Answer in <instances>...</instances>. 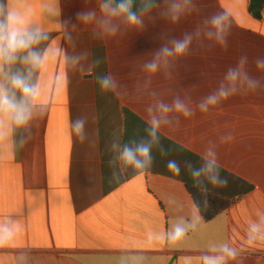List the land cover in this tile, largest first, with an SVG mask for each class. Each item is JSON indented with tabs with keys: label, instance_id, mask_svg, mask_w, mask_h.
I'll use <instances>...</instances> for the list:
<instances>
[{
	"label": "crops",
	"instance_id": "1",
	"mask_svg": "<svg viewBox=\"0 0 264 264\" xmlns=\"http://www.w3.org/2000/svg\"><path fill=\"white\" fill-rule=\"evenodd\" d=\"M103 5L0 0V19L45 37L39 65L0 67V84L20 70L37 91L27 124L0 114V264H264V17L249 0H161L133 25ZM125 109L254 189L206 221L183 181L127 176Z\"/></svg>",
	"mask_w": 264,
	"mask_h": 264
},
{
	"label": "trees",
	"instance_id": "2",
	"mask_svg": "<svg viewBox=\"0 0 264 264\" xmlns=\"http://www.w3.org/2000/svg\"><path fill=\"white\" fill-rule=\"evenodd\" d=\"M105 1L113 8L121 2V0ZM160 1L132 0L131 10L138 15L151 10ZM248 11L256 19H262L264 0H249ZM123 117H125V129L121 142L122 154L125 148L135 152L140 146L147 145L150 147L151 155V164L145 163L140 168L123 160L127 176H134L148 170L183 181L206 221L212 220L254 189V185L247 180L165 137L133 111L125 109ZM136 154L137 158L143 162L144 157L138 152ZM170 161L178 166V172L169 168ZM223 180H226L227 184L220 183Z\"/></svg>",
	"mask_w": 264,
	"mask_h": 264
},
{
	"label": "clouds",
	"instance_id": "3",
	"mask_svg": "<svg viewBox=\"0 0 264 264\" xmlns=\"http://www.w3.org/2000/svg\"><path fill=\"white\" fill-rule=\"evenodd\" d=\"M132 0H121L116 8L109 9L107 5L102 6V10L109 15L116 16L123 14L126 16L127 21L133 25H141L143 21L131 10ZM173 12H178L177 5L172 4ZM80 15L87 18L92 15L91 13H81ZM173 20L178 19V15L172 16ZM226 19V14L220 13L212 18V23L223 28L222 21ZM22 21L16 16L15 13H8L4 19H0V67L3 64H13L17 60L22 61L25 64H31L37 66L41 63V56L38 51L32 50V46L38 43L45 37L38 31H29L22 28ZM115 31V29H113ZM190 41L189 37H185L184 40H174V50L177 54H183ZM27 50V55L19 56L18 53ZM162 52H171V49L164 47ZM147 68L155 70L157 65L154 62L148 63ZM8 85L0 84V114H7L9 118L17 126L25 125L32 117L29 101L33 99L36 94V86L29 82L28 76L20 70L13 71L8 74ZM111 80V77H105L102 81V87H106ZM16 91L21 94L18 98ZM83 122L77 120L74 127L79 131L82 128ZM21 144L25 143L23 139ZM139 153L144 157L142 162L137 158ZM122 158L125 163L134 164L136 167H143L145 163L151 164L150 147L147 145L140 146L135 152L131 149L125 148ZM169 168L179 171L177 165L174 162H169ZM222 184H227L226 180L220 181ZM11 229L7 225H0V242L7 240L11 237ZM184 235V229L179 225L176 226L175 231L171 234V239L176 240Z\"/></svg>",
	"mask_w": 264,
	"mask_h": 264
}]
</instances>
